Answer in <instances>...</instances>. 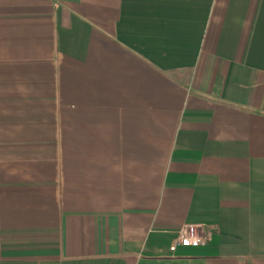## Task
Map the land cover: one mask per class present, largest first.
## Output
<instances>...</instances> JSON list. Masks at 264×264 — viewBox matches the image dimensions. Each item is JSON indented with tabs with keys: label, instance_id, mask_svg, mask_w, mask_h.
I'll return each instance as SVG.
<instances>
[{
	"label": "crops",
	"instance_id": "crops-1",
	"mask_svg": "<svg viewBox=\"0 0 264 264\" xmlns=\"http://www.w3.org/2000/svg\"><path fill=\"white\" fill-rule=\"evenodd\" d=\"M0 264H264V0H0Z\"/></svg>",
	"mask_w": 264,
	"mask_h": 264
},
{
	"label": "built area",
	"instance_id": "built-area-1",
	"mask_svg": "<svg viewBox=\"0 0 264 264\" xmlns=\"http://www.w3.org/2000/svg\"><path fill=\"white\" fill-rule=\"evenodd\" d=\"M204 224L187 223L181 227L178 235L172 242V248L178 246H200L208 242Z\"/></svg>",
	"mask_w": 264,
	"mask_h": 264
}]
</instances>
